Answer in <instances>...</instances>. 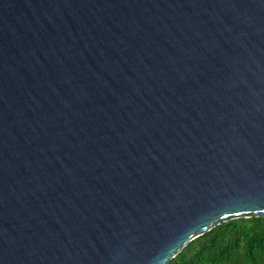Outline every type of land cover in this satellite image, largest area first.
Instances as JSON below:
<instances>
[{
  "label": "water",
  "instance_id": "95a60500",
  "mask_svg": "<svg viewBox=\"0 0 264 264\" xmlns=\"http://www.w3.org/2000/svg\"><path fill=\"white\" fill-rule=\"evenodd\" d=\"M264 217V0H0V264H169Z\"/></svg>",
  "mask_w": 264,
  "mask_h": 264
},
{
  "label": "trees",
  "instance_id": "16d2710c",
  "mask_svg": "<svg viewBox=\"0 0 264 264\" xmlns=\"http://www.w3.org/2000/svg\"><path fill=\"white\" fill-rule=\"evenodd\" d=\"M169 264H264V217L222 223L190 242Z\"/></svg>",
  "mask_w": 264,
  "mask_h": 264
}]
</instances>
